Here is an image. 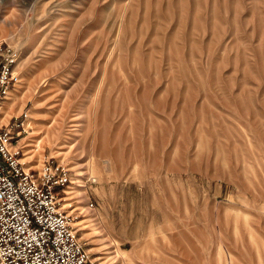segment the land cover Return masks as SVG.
I'll use <instances>...</instances> for the list:
<instances>
[{"label":"rangeland","instance_id":"374dc122","mask_svg":"<svg viewBox=\"0 0 264 264\" xmlns=\"http://www.w3.org/2000/svg\"><path fill=\"white\" fill-rule=\"evenodd\" d=\"M0 43L93 264H264V0H0Z\"/></svg>","mask_w":264,"mask_h":264},{"label":"built area","instance_id":"2783aa9c","mask_svg":"<svg viewBox=\"0 0 264 264\" xmlns=\"http://www.w3.org/2000/svg\"><path fill=\"white\" fill-rule=\"evenodd\" d=\"M18 51L0 43V116L21 83ZM21 124L0 125V264H93L66 213L70 168L51 157L23 162Z\"/></svg>","mask_w":264,"mask_h":264},{"label":"crops","instance_id":"0c3cea01","mask_svg":"<svg viewBox=\"0 0 264 264\" xmlns=\"http://www.w3.org/2000/svg\"><path fill=\"white\" fill-rule=\"evenodd\" d=\"M14 94L15 93L13 92V94L11 95V97L5 103L4 109H3L2 114L0 116V125L7 124L8 120H9V117L7 115V112H8L9 107H10L12 101H13V98L15 97Z\"/></svg>","mask_w":264,"mask_h":264},{"label":"bare ground","instance_id":"6f19581e","mask_svg":"<svg viewBox=\"0 0 264 264\" xmlns=\"http://www.w3.org/2000/svg\"><path fill=\"white\" fill-rule=\"evenodd\" d=\"M16 103H12L10 106H11V109H12V107H14V105H15ZM27 147H29V148H32L33 147V145H28ZM32 152L33 151H30V152H28V153H26L25 154V158L23 159V162H25V163H27V164H30V163H32L33 162V159H34V156L32 155ZM31 157H30V156ZM69 195L70 194H73V193H68ZM72 198H68L67 200L69 201V200H71ZM70 205L68 204V205H66V206H64V208H68ZM123 236V235H122Z\"/></svg>","mask_w":264,"mask_h":264}]
</instances>
